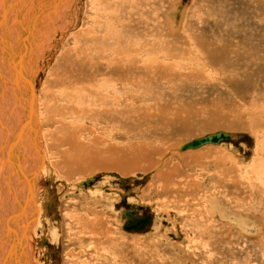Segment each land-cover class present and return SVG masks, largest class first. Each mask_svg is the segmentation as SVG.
Wrapping results in <instances>:
<instances>
[{"label":"bare ground","instance_id":"6f19581e","mask_svg":"<svg viewBox=\"0 0 264 264\" xmlns=\"http://www.w3.org/2000/svg\"><path fill=\"white\" fill-rule=\"evenodd\" d=\"M35 1H33L35 6L31 5L38 11L37 8L41 5L36 4L37 1ZM48 1L43 2L46 5ZM68 1L70 2L68 7L72 6L71 11H68L73 14H68L71 16L68 17L63 13L68 17H65L67 23L63 22L61 26L60 24L57 26L54 22L59 13L57 7L65 6L66 1L51 0L57 4L56 7L52 5L57 12L47 11L46 13L50 12L46 16L48 20L42 18L44 22H50L49 31L42 33L41 26H37V30L34 31V26L30 28L29 22L30 32L27 31L25 34L22 22L16 26L18 21L15 18L14 21L11 20L13 22L11 25L9 20L14 17L13 12L21 13L23 18L25 16V20L21 18L24 21L30 19L28 18L30 13L32 14L30 17H33L32 9L29 7L27 9L25 4L30 2L17 0L18 6L15 9L13 8L15 4L5 5L3 9L4 1L0 0V24L1 19L6 20V24L0 25V33L3 30L5 39L0 40V103H4L5 99L8 103V107L1 110L2 114L7 111V116L0 119V264H14V259L15 264L16 262L46 264L39 258L38 251L34 247L35 239L41 231H44L45 225L42 222V214H44L40 207L42 205L36 196L38 191L36 183L40 185L44 177L54 176L57 171L68 183L98 169L119 170L122 174H127L144 163H148V166L155 164V154L160 155L164 152L156 148V133L161 132L160 130L164 129L163 126H168L165 123L156 124V118L161 117V112L156 111L158 91L170 92L172 85L169 84H175L177 80L191 85L193 81L201 77L203 83L207 84V76L203 70L209 67L216 69L219 73L231 71L228 73L231 79H228L227 83L236 84L237 77L240 75L245 84L251 83L247 75L252 71L247 70L245 66L254 63L256 49H245L243 53L240 49L246 44H243L244 40L239 42L234 40V37H237L236 33L226 32L225 42H222V31H214L218 33L217 36H212L214 41H208L204 39L206 34L198 33L199 38L194 41L190 40L192 34L186 30L188 23L184 20L181 38H161L158 36L159 30L156 29V26L161 24L152 19L156 0H90L82 6L80 0ZM79 3L80 5L77 6ZM89 4L91 8L88 14L87 5ZM216 4L211 0H201L200 4L194 6L196 8L209 6L215 9ZM12 8L13 17L9 14ZM205 17L204 14L203 20ZM80 20L82 24L79 28L70 33L69 30L78 26ZM169 22H171L170 33L178 31L175 29L174 19ZM26 27L28 28V25ZM10 28L13 29L12 32L9 31ZM59 28L65 30L64 37L66 34L68 36L55 63L47 73L38 99L36 75L44 70L45 64L50 62L48 56L57 45L52 44V39L55 38ZM38 31H40L39 36L36 35ZM26 36L32 38L29 44L31 40L26 43ZM191 65H199L200 68L191 67ZM31 82L34 87L31 86ZM166 86L168 88L164 90ZM3 91L8 93L5 94ZM32 94L35 99L34 104L30 101ZM158 97L161 95L158 94L157 99ZM13 100H17V104L12 110ZM38 104L40 105L39 114ZM193 104L194 109L192 108L191 112L198 117L204 109L195 106L197 102ZM186 105L192 107V104ZM186 105L181 112L178 110L174 117L168 118L174 127V121L178 119V116H182L181 113L184 115L188 113ZM252 111H246L251 117L247 121L248 124L250 120L262 118L259 109L254 116ZM189 113L185 116L187 119ZM97 121L106 127V132L104 129V131L100 130V126L98 128ZM40 122L44 128V136H40ZM249 125L251 128L252 126L261 128V126ZM97 129L104 134L97 133ZM18 135L25 137L20 138L17 137ZM169 145L172 143L168 142L166 146ZM189 150L182 151H187L183 155L184 159L190 156L192 160L200 161L189 155L191 153ZM150 154H152V157H149L151 159L146 160ZM166 171L169 173L170 170L166 168ZM94 177H87L88 179L80 182L79 186H92L99 181V178L91 181ZM165 177L167 175L164 171L158 172L153 186L156 188L155 183L159 182L157 180L162 179L164 182ZM58 182H61V179ZM163 184L166 185V182ZM203 207H205L204 204L200 206L201 214L200 210L194 208V213L200 214L196 219L200 224L199 230H196L198 236L201 238L202 236H219L218 232L212 229L217 226L214 218L217 215L222 218L228 216V208L217 200L209 202L206 212ZM91 213L92 211L88 210L82 216L71 218L82 226L83 232L86 230L90 232L89 236L94 239L93 241H100L107 258L111 259V264H127V260L129 262L127 244L123 245L127 247L124 254L122 237L115 235L106 221V215L102 213L91 215ZM194 217L192 215L189 220H195ZM50 230L48 231L50 238L53 241H59L61 236L59 230L55 228ZM26 232L28 234L23 238ZM201 238L195 241V244L201 246L203 252H208L210 247L208 248L207 243L205 244ZM99 247L96 249H100ZM123 254L124 258H122ZM140 261L142 262L137 258L131 261V264H137ZM211 261L213 259L209 258L207 262L211 263ZM85 262L89 264V261ZM208 263L203 262V264Z\"/></svg>","mask_w":264,"mask_h":264},{"label":"rangeland","instance_id":"374dc122","mask_svg":"<svg viewBox=\"0 0 264 264\" xmlns=\"http://www.w3.org/2000/svg\"><path fill=\"white\" fill-rule=\"evenodd\" d=\"M3 1V9L5 5L15 4L14 9L18 6L17 0ZM28 1L30 2L29 8L34 13L33 17H30L31 13L28 16L30 19L24 21L25 16L23 18L21 13L16 12H13V17V13L11 14L13 8L9 11L10 16L13 17L9 21L12 22L16 19L18 21L16 26L22 22L21 25L24 27L22 29H24L25 34L27 31L30 32L32 26H34V31L37 30V26H40L37 19L43 12L40 7L36 11L33 0ZM63 1H66L65 6L57 7L59 13L54 19L57 26L59 24L61 26L63 22L67 23L66 19L71 17L68 14H73L69 12L72 7H68L70 2L68 0ZM87 1L90 2V0H80L79 2L82 6L83 4L86 5ZM161 1L156 0L152 15L153 21L156 20L161 24L156 26L160 32L159 37L181 38L186 21L188 23L186 30L192 34L190 40L197 41L198 33L202 35L204 33L206 34L204 39L214 41L212 36L218 35L214 31H222V42H225L226 32H232L237 35L234 37L235 41L244 40L243 44L246 46L240 49L242 52L245 49H256L253 58L254 63L245 66L247 70L252 71L251 74L247 75L251 83L245 84L242 75L237 77L236 84L227 83V80L231 79V75L228 74L231 71L219 73L216 69L209 67L203 70L207 76V84L203 83L201 77H199L200 81L199 79L193 81L191 85L183 84L177 80L175 84L173 83L174 85L169 84L172 85L170 92L158 91L156 94V111L161 112V117L156 118V124L165 123L168 126H163L164 129L156 133V148L162 149L161 152H164L160 155L155 154L156 160L155 164L152 165L153 167L144 163L127 174H122L119 170L98 169L86 176L78 177L74 181H68V183L56 171V175L44 177L40 185L36 183V187L41 186L37 187L36 196L42 205L40 206L44 212L42 222L45 225L44 231H41L38 238L35 239L34 247L38 251L39 258L44 260L43 262L46 264H87L85 261H89V264H111V259L107 258L108 256L104 253L100 241H93L94 239L89 236L88 230L84 231L85 234H83L82 226L71 218L82 216L88 210L92 211L91 215L93 213L106 215V221H108L115 235L123 238H121L122 248L125 247L124 244L129 247L127 256L130 264L137 258L142 260L137 264H203V262L208 263L209 258L213 261L208 264H264V0H211L217 3L215 9L209 6L196 8L194 5L200 4L201 0ZM48 2L47 4H50H46L49 7L48 11H56L52 5L56 7L57 4L51 0ZM43 4L46 6L44 2ZM26 8L28 9L27 6ZM90 8L91 5H87L88 14ZM49 13H46L43 18ZM204 14L206 17L203 20ZM65 17L67 18L65 19ZM173 19L175 29L178 31L174 30L175 32L172 31L174 33L171 34V22L169 21ZM10 22V25L13 24ZM29 22L31 23L30 28ZM49 24L50 22H47L46 26L43 27L42 33L49 31ZM81 24L80 20V24L72 27L69 32L75 31ZM11 30L13 31L10 28L9 31ZM39 34L40 31L36 35L39 36ZM64 34L63 28L57 30L55 38L52 39V44L57 45L48 56L50 62L45 64L44 70L36 75L38 99L47 73L66 42L68 35L66 34L64 37ZM0 35H2L0 38L5 40L3 30ZM36 35L34 34V36ZM28 39L29 37L25 38V42ZM191 67L200 68L199 65H191ZM236 68L238 69V66ZM167 88L168 86L163 89L166 90ZM158 94L161 97L157 99ZM195 102H197L195 106L204 109V113L202 112L198 117L191 112ZM186 104L190 106L192 104V107H188ZM185 105L188 113L190 112L189 120L185 117L188 113L186 115L181 113L182 116H178V119L174 121V127L168 118L174 117L178 110L181 112ZM258 109L262 118L250 120L249 124L256 127L261 126V128L258 129L253 126L251 128L247 123L251 117L247 115L246 111L255 110L252 111L254 116L255 113H258ZM39 111L40 105L38 104V114ZM40 124V136H44V128L41 122ZM97 126L98 128L100 126V130L107 131L106 127L99 121H97ZM100 130L97 129V133L101 132ZM219 131L233 134V141L223 142L219 145L209 144L189 150V153L191 152L189 155L198 158L200 161L192 160L190 156L184 159L183 155L187 151L182 152L180 150L182 145L192 139ZM17 137L23 138L25 136L18 135ZM168 142L172 145L166 146ZM149 157H152V154L148 155L146 160ZM166 168L170 170L169 173ZM163 171L168 178L165 177L164 182L162 179H156L159 182L155 183V188L153 181L158 172ZM96 175L99 176V181H96L92 186H79L80 182ZM59 178L61 182H58ZM168 179L169 181H167ZM165 182L167 186L162 185ZM38 199L36 198L37 201ZM212 200H217L228 208L227 212L230 217L215 216L214 220L217 221V226L212 229L218 232L219 236L216 235L217 238L202 236L201 238L196 232L200 227L196 219L202 213L200 206L204 204L203 210L206 212V207ZM194 208L200 210V214L196 215ZM126 209L128 211L136 209L138 215L148 214L151 221L148 225L145 224L144 228L127 229V217L124 215ZM192 215L195 216V220H189ZM81 220L83 219L81 218ZM52 228L58 229L60 232V240H56L57 242L49 236L48 231ZM27 234L28 232L24 233L22 237L24 238ZM199 238L204 240L205 244L207 243L208 248L210 247L207 248L208 252H203L201 246H196L195 241ZM98 247L102 250L96 249ZM126 251L127 247L123 249V253L125 254ZM124 254L122 258L125 257ZM129 262L127 260V264ZM16 264L19 263L16 262Z\"/></svg>","mask_w":264,"mask_h":264},{"label":"water","instance_id":"95a60500","mask_svg":"<svg viewBox=\"0 0 264 264\" xmlns=\"http://www.w3.org/2000/svg\"><path fill=\"white\" fill-rule=\"evenodd\" d=\"M1 24H6V20L2 21V19H1ZM1 27H3V26H1ZM31 86H33L32 82H31ZM30 101H31L32 104L35 103V99H34L33 94H32V96L30 98ZM232 138H233V134L227 133L225 131H219V132H216V133L207 134V135H205L203 137H200V138L193 139V140L185 143L184 145H182L180 150L181 151H185V150H189V149H197V148H200V147H202L204 145H208V144H221L223 142L233 141ZM98 178H99V176H95L94 179H91V181H95ZM149 222L150 221H148L146 223V225H148ZM128 228L134 229L132 227L127 226V229Z\"/></svg>","mask_w":264,"mask_h":264},{"label":"flooded vegetation","instance_id":"af4514ba","mask_svg":"<svg viewBox=\"0 0 264 264\" xmlns=\"http://www.w3.org/2000/svg\"><path fill=\"white\" fill-rule=\"evenodd\" d=\"M127 203H128V201H127ZM124 215L127 217V226L132 227V228H144L145 224L148 221H151L150 215H148V214L138 215V212L136 209L133 211H128V209H126L124 211ZM48 243H50V242H48ZM49 246L51 247V245H49Z\"/></svg>","mask_w":264,"mask_h":264},{"label":"crops","instance_id":"0c3cea01","mask_svg":"<svg viewBox=\"0 0 264 264\" xmlns=\"http://www.w3.org/2000/svg\"><path fill=\"white\" fill-rule=\"evenodd\" d=\"M33 1H35V0H33ZM37 1V2H36ZM35 2L36 3H39L41 6H40V9H43V14H42V16H41V20L39 19L38 21L39 22H41L40 23V26L43 28L44 26H46V24H47V21H43V19L45 20V18H47L46 20H48V17H45V18H43L44 17V11H48L49 10V7H47V6H44V4H43V1L44 0H36ZM46 1H48V0H45V2ZM44 2V3H45ZM26 4V6L27 7H29V5H28V2L27 3H25ZM43 18V19H42ZM44 23V24H43ZM44 25V26H43ZM28 36H26L25 38H27ZM0 40H1V38H0ZM11 40V39H10ZM29 40H31V41H29ZM28 44L30 43V42H32V38H30L29 37V39H28ZM26 43H27V41H26ZM25 53V52H24ZM12 89H14L13 87H11ZM5 92V94L6 93H8V91H3V93ZM15 97V96H14ZM13 102V108H12V110L14 109V107L16 106V104H17V100H13L12 101ZM4 107H8V103H7V101H6V99L4 100V103H0V119L2 120V119H4V117H6L7 116V111H4V114H2V109H4ZM7 110V109H6ZM13 114V113H12ZM25 121H27V119H25ZM28 121H29V119H28ZM22 124H24L23 122H22Z\"/></svg>","mask_w":264,"mask_h":264}]
</instances>
